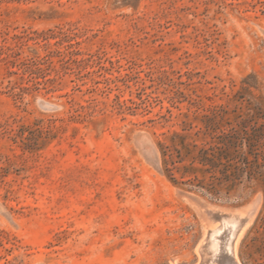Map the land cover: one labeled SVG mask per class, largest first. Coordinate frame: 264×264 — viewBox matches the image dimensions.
<instances>
[{"label":"rangeland","instance_id":"rangeland-1","mask_svg":"<svg viewBox=\"0 0 264 264\" xmlns=\"http://www.w3.org/2000/svg\"><path fill=\"white\" fill-rule=\"evenodd\" d=\"M258 108L264 0H0V264H204L231 219L264 264L260 188L160 170L176 133Z\"/></svg>","mask_w":264,"mask_h":264},{"label":"trees","instance_id":"trees-1","mask_svg":"<svg viewBox=\"0 0 264 264\" xmlns=\"http://www.w3.org/2000/svg\"><path fill=\"white\" fill-rule=\"evenodd\" d=\"M219 116L214 112L204 116V129L195 134L202 139L201 144L190 135L178 133L171 145L161 144V172L190 191L219 196L225 190L230 193L240 185H248L260 188L264 194L263 111L258 108L240 115L239 120L228 124L229 128L218 121ZM260 229L264 230V217L257 232Z\"/></svg>","mask_w":264,"mask_h":264},{"label":"bare ground","instance_id":"bare-ground-1","mask_svg":"<svg viewBox=\"0 0 264 264\" xmlns=\"http://www.w3.org/2000/svg\"><path fill=\"white\" fill-rule=\"evenodd\" d=\"M248 225L242 221L236 222L234 219L225 220L221 227H217L209 234L213 254L210 256L209 264L220 263L225 255H231L235 264H241L236 255V249L239 244L243 230Z\"/></svg>","mask_w":264,"mask_h":264},{"label":"water","instance_id":"water-1","mask_svg":"<svg viewBox=\"0 0 264 264\" xmlns=\"http://www.w3.org/2000/svg\"><path fill=\"white\" fill-rule=\"evenodd\" d=\"M247 220L248 219H245L244 221H242V224H245L247 222ZM209 234H210V231L208 232L207 237L203 240V242L209 240V237H210ZM231 255H225L224 258L220 260L219 264H223V261L227 262L228 264H235L233 257ZM209 260H210V258L204 264H209ZM240 263L242 264L241 261H240ZM174 264H180V263L175 262ZM187 264H202V263H199V261L197 259V260L193 261L192 263H187Z\"/></svg>","mask_w":264,"mask_h":264}]
</instances>
